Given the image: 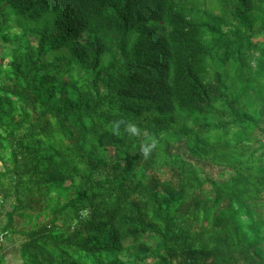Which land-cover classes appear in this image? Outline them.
Returning <instances> with one entry per match:
<instances>
[{
  "label": "trees",
  "instance_id": "obj_1",
  "mask_svg": "<svg viewBox=\"0 0 264 264\" xmlns=\"http://www.w3.org/2000/svg\"><path fill=\"white\" fill-rule=\"evenodd\" d=\"M8 42L0 264H264V0H0Z\"/></svg>",
  "mask_w": 264,
  "mask_h": 264
},
{
  "label": "rangeland",
  "instance_id": "obj_2",
  "mask_svg": "<svg viewBox=\"0 0 264 264\" xmlns=\"http://www.w3.org/2000/svg\"><path fill=\"white\" fill-rule=\"evenodd\" d=\"M10 49H11V43L8 42V45L4 49H2V51H0V55L7 56L8 53L10 52ZM10 206H11L10 202L5 204V207L9 208ZM3 245L5 247L6 264H18L19 256L16 250V245H17L16 237L13 234H11L9 237H5L3 241Z\"/></svg>",
  "mask_w": 264,
  "mask_h": 264
},
{
  "label": "clouds",
  "instance_id": "obj_3",
  "mask_svg": "<svg viewBox=\"0 0 264 264\" xmlns=\"http://www.w3.org/2000/svg\"><path fill=\"white\" fill-rule=\"evenodd\" d=\"M119 123L121 122H118L116 127L119 126ZM126 130L127 132H129L130 134H135V135H138L139 132H140V129L138 127V125L134 122H127L126 124ZM154 144V142H153ZM153 147V145H145L142 149V151L144 152L145 156H147L149 154V151L150 149Z\"/></svg>",
  "mask_w": 264,
  "mask_h": 264
}]
</instances>
